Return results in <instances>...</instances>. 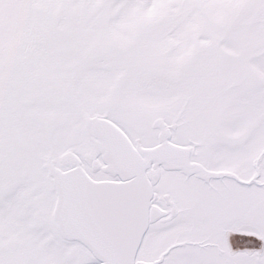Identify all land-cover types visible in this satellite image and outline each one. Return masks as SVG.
Listing matches in <instances>:
<instances>
[{"label": "snow or ice", "instance_id": "snow-or-ice-1", "mask_svg": "<svg viewBox=\"0 0 264 264\" xmlns=\"http://www.w3.org/2000/svg\"><path fill=\"white\" fill-rule=\"evenodd\" d=\"M0 264H264V0H0Z\"/></svg>", "mask_w": 264, "mask_h": 264}]
</instances>
